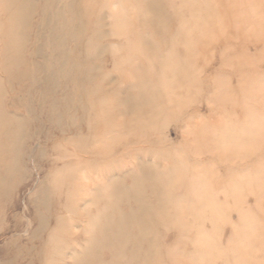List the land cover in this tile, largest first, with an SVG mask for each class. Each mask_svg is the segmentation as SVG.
<instances>
[{
	"label": "rangeland",
	"instance_id": "374dc122",
	"mask_svg": "<svg viewBox=\"0 0 264 264\" xmlns=\"http://www.w3.org/2000/svg\"><path fill=\"white\" fill-rule=\"evenodd\" d=\"M134 254L264 264V0H0V264Z\"/></svg>",
	"mask_w": 264,
	"mask_h": 264
},
{
	"label": "bare ground",
	"instance_id": "6f19581e",
	"mask_svg": "<svg viewBox=\"0 0 264 264\" xmlns=\"http://www.w3.org/2000/svg\"><path fill=\"white\" fill-rule=\"evenodd\" d=\"M136 217H138V215L136 216ZM135 222V225L134 226H138L139 227V235H138V240L140 239V241H143L144 240V242L145 241H147L146 240V238H145V236L146 235H148V232L150 231V229H149V226H148V224L147 225H145L144 223H136L137 222V220L136 221H134ZM146 223H148V221L146 222ZM121 224L123 225V223L121 222ZM126 226H121V227H119V231H121L122 233H124L125 235H126V238L128 237L127 236V234H129V233H127V230H125L126 228H125ZM121 228V229H120ZM145 234V235H144ZM120 241V240H119ZM126 242V241H125ZM137 245H139L138 243H136ZM147 245H148V248H149V250L151 249V247L153 246L151 243H147ZM135 254H138L137 252H135ZM135 254L133 255V258H132V262H129V264H138V263H136L137 262V257L135 256ZM147 254H149V252L147 253ZM145 259H147V257L145 258ZM139 260V259H138Z\"/></svg>",
	"mask_w": 264,
	"mask_h": 264
}]
</instances>
